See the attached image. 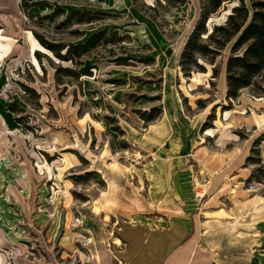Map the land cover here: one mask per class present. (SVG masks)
I'll return each mask as SVG.
<instances>
[{"label":"rangeland","instance_id":"374dc122","mask_svg":"<svg viewBox=\"0 0 264 264\" xmlns=\"http://www.w3.org/2000/svg\"><path fill=\"white\" fill-rule=\"evenodd\" d=\"M203 3L0 0V264H118L117 223L192 208L215 264H264V70L226 97L234 38L181 68Z\"/></svg>","mask_w":264,"mask_h":264},{"label":"trees","instance_id":"16d2710c","mask_svg":"<svg viewBox=\"0 0 264 264\" xmlns=\"http://www.w3.org/2000/svg\"><path fill=\"white\" fill-rule=\"evenodd\" d=\"M201 1L204 3L201 5L194 28L187 36L181 50V68L186 69V64L195 66V54L204 56L210 52L209 60L214 61L217 54L234 38L225 65L226 97L233 99L242 88L251 83L253 78L264 70V0H248L250 1L249 6L246 1L238 0V4L229 8V14L224 15V21L211 22L209 28L206 25L207 18H210L209 14L230 0ZM202 31H206L207 36L219 32L220 38L209 47L205 43L196 41ZM91 39L88 37L84 42H89ZM45 46L57 57L61 56L54 45L45 44ZM69 48L70 45H67L66 52L70 51Z\"/></svg>","mask_w":264,"mask_h":264},{"label":"crops","instance_id":"0c3cea01","mask_svg":"<svg viewBox=\"0 0 264 264\" xmlns=\"http://www.w3.org/2000/svg\"><path fill=\"white\" fill-rule=\"evenodd\" d=\"M112 232L118 264H215L204 235L207 227L198 220L195 208L158 226L122 220Z\"/></svg>","mask_w":264,"mask_h":264},{"label":"bare ground","instance_id":"6f19581e","mask_svg":"<svg viewBox=\"0 0 264 264\" xmlns=\"http://www.w3.org/2000/svg\"><path fill=\"white\" fill-rule=\"evenodd\" d=\"M207 20H208V18H207ZM33 41H34V43H33V46H32V49H34V50H39L38 48H41L40 47V45L37 43V41L33 38ZM33 61H34V63L37 65V62H36V59L35 58H33ZM38 66V65H37ZM39 68V67H38ZM116 240V239H115ZM117 242H118V240H116Z\"/></svg>","mask_w":264,"mask_h":264},{"label":"water","instance_id":"95a60500","mask_svg":"<svg viewBox=\"0 0 264 264\" xmlns=\"http://www.w3.org/2000/svg\"><path fill=\"white\" fill-rule=\"evenodd\" d=\"M226 14H229V11H228V13H226ZM224 20H225V18H224ZM220 21H221L220 19H216V20L212 19L211 22H213V23H219Z\"/></svg>","mask_w":264,"mask_h":264}]
</instances>
